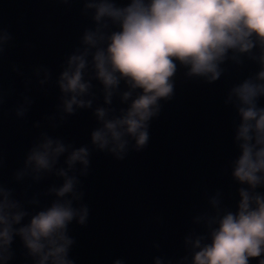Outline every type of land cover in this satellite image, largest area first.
<instances>
[{
	"label": "water",
	"instance_id": "water-1",
	"mask_svg": "<svg viewBox=\"0 0 264 264\" xmlns=\"http://www.w3.org/2000/svg\"><path fill=\"white\" fill-rule=\"evenodd\" d=\"M91 0H0V188L11 193L28 212L21 225L59 199L53 188L64 183L57 174L67 168V153L52 172L35 173L27 164L33 147L45 137L75 148L89 149V165L77 163L69 174L77 177L78 200L87 206L85 224L78 218L68 225L73 239L69 259L74 264H180L192 258L193 240L208 231L206 216L235 211L242 185L234 176L241 154L236 140L241 118L232 89L246 79H256L261 65L249 54L229 53L217 80L190 76L177 64L170 99L159 101L160 111L149 121V141L142 148L130 139L123 159L92 143V132L102 126L97 107L115 109L128 103L120 90L108 105L103 85L93 80L90 108H63L59 86L71 55L82 52L87 30H95ZM119 6L130 0H114ZM112 30H116L113 26ZM7 35V39H4ZM254 52L258 55L259 50ZM235 55L237 58L233 59ZM130 103V102H129ZM264 107V97L259 99ZM26 109L18 115L20 109ZM113 115V113H109ZM256 191L264 193V187ZM2 199V197H0ZM17 225V227L21 226ZM7 264H35L22 238L15 235ZM260 258H251L258 264Z\"/></svg>",
	"mask_w": 264,
	"mask_h": 264
},
{
	"label": "clouds",
	"instance_id": "clouds-1",
	"mask_svg": "<svg viewBox=\"0 0 264 264\" xmlns=\"http://www.w3.org/2000/svg\"><path fill=\"white\" fill-rule=\"evenodd\" d=\"M86 7L95 9L97 26L85 32L86 47L71 55L60 75L63 108L69 114L75 112L74 106L90 108L93 102L86 97L92 95L93 80L103 85L104 101L111 105L123 81L127 90L121 99L128 106L119 115L113 108L97 107L102 126L91 134L98 149H107L119 159L124 158L130 139L138 150L148 144L149 121L159 113V101L171 98L178 63L187 67L190 76L214 81L230 52L259 60L257 78L244 80L229 96V100L235 97L241 118L236 135L241 154L233 176L248 187L240 188L235 211L221 210L213 199L215 213L206 216L207 233L188 238L192 258L188 262L185 257L180 264H251V258L264 264V193L256 191L264 187V107L259 106L264 97V0H130L123 6L114 0H91ZM25 111L20 109L18 115ZM70 147L46 136L28 155L27 164L40 174L52 172L67 153V168L57 172L64 183L52 189L59 199L29 223L21 225L28 212L0 188V264L12 258L15 235L22 238L35 264H74L68 255L74 242L67 234L68 225L77 218L85 224L88 208L74 207V200L80 198L78 180L69 173L78 162L87 168L89 149L69 151ZM155 264L164 262L157 258Z\"/></svg>",
	"mask_w": 264,
	"mask_h": 264
}]
</instances>
